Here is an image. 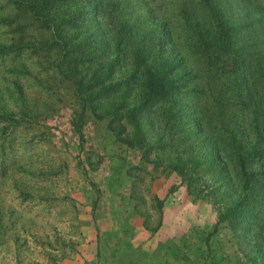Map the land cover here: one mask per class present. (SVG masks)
<instances>
[{"label": "rangeland", "instance_id": "374dc122", "mask_svg": "<svg viewBox=\"0 0 264 264\" xmlns=\"http://www.w3.org/2000/svg\"><path fill=\"white\" fill-rule=\"evenodd\" d=\"M150 3L134 0L132 15ZM257 3L264 7V0ZM84 7L69 2L54 12L75 19L67 36L86 50L78 55L84 83L103 81L107 65L98 62L109 34L112 41L119 32L117 20L109 11L96 18L91 9L85 24L79 17ZM18 11L0 0V47L13 46L6 55L0 49V264H258L260 206L248 208L251 231L247 223L237 229L218 224L236 198L233 183L216 185L204 166L189 193L169 165L181 149L177 131L180 141L181 133L186 138L196 130L189 111L181 112L183 124H190L180 131L166 107L139 117L141 146L127 109L140 97L141 84L100 95L95 88L85 97L81 137L74 123L82 105L68 65L57 51L27 50L35 48V26L14 21ZM129 51L125 46L122 53ZM126 57L116 68L122 81L130 70Z\"/></svg>", "mask_w": 264, "mask_h": 264}, {"label": "trees", "instance_id": "16d2710c", "mask_svg": "<svg viewBox=\"0 0 264 264\" xmlns=\"http://www.w3.org/2000/svg\"><path fill=\"white\" fill-rule=\"evenodd\" d=\"M8 1L21 13L14 21L29 20L35 26V48L29 44L32 48L27 50L57 51L61 64L68 65L67 77L82 105L74 123L81 137L85 97L95 93V88V95H100L115 88L129 92L132 83L141 84L140 97L127 104L128 119L141 146L144 136L139 117L166 107L165 116L180 131L190 124H183L181 112L189 111L190 127L197 133H188L186 138L181 133L179 141L177 131L174 140L181 149L169 165L187 183L189 193L200 182L197 177L204 166L208 171L211 168L216 185L227 179L233 183L236 198L218 216V224L227 222L237 229L247 223L251 231L254 222L248 208L252 203L260 206L258 226L263 235L255 246L253 262L264 264V7L259 0H151L135 16L130 11L134 0ZM79 1L85 2L79 13L85 24L91 9L96 18L109 11L117 20L119 32L112 41L109 34L98 62L107 65L103 81L84 83L86 73L78 66V55L84 56L86 50L82 44L74 46L67 36L75 19L54 12L58 4ZM19 28L21 32L27 29L21 22ZM125 46L128 53H122ZM0 49L6 55L13 46ZM108 49L111 53L107 55ZM125 56L130 70L122 81L116 68ZM115 77L117 82L111 84ZM107 83L108 88L104 87Z\"/></svg>", "mask_w": 264, "mask_h": 264}]
</instances>
